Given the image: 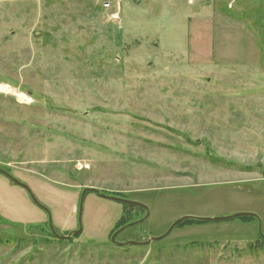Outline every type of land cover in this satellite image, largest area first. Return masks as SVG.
<instances>
[{
    "label": "rangeland",
    "instance_id": "rangeland-1",
    "mask_svg": "<svg viewBox=\"0 0 264 264\" xmlns=\"http://www.w3.org/2000/svg\"><path fill=\"white\" fill-rule=\"evenodd\" d=\"M132 3L0 0V169L49 214L0 174V264H264V64L225 75L212 26ZM84 189L148 217L113 245L146 211L87 192L79 221Z\"/></svg>",
    "mask_w": 264,
    "mask_h": 264
},
{
    "label": "crops",
    "instance_id": "crops-1",
    "mask_svg": "<svg viewBox=\"0 0 264 264\" xmlns=\"http://www.w3.org/2000/svg\"><path fill=\"white\" fill-rule=\"evenodd\" d=\"M122 8L123 3L119 4V9ZM129 9L132 12H135L134 9H176L177 14L184 17L187 40L191 22L197 23L200 29L204 24L212 26L213 39L222 47L218 50L220 57L214 62V68H223L220 72L225 75H232L235 73L232 71L240 68L252 72L250 68L264 64V0H133ZM150 11L153 14V10ZM191 43L189 37L188 48ZM193 51L186 60V65L196 68L203 62L195 56L194 49ZM213 73L208 72V76L212 77Z\"/></svg>",
    "mask_w": 264,
    "mask_h": 264
},
{
    "label": "water",
    "instance_id": "water-1",
    "mask_svg": "<svg viewBox=\"0 0 264 264\" xmlns=\"http://www.w3.org/2000/svg\"><path fill=\"white\" fill-rule=\"evenodd\" d=\"M0 174H2L3 176H5L10 182H12L13 184L15 185H18L20 187H22L23 189H25L28 194L30 195V198L32 199L33 203L35 205H37L38 207H40L41 209H43L41 206H39L37 204V202L35 201V199L33 198V196L31 195L30 191L27 189V187L23 184H21L20 182H18L17 180H15L11 175H9L7 172L3 171L0 169ZM87 192H92V193H95L96 195H98L99 197L101 198H104V199H107V200H111V201H114V202H118V203H121V204H125V205H129V206H134V207H139L141 209H144L146 211V215L143 219L139 220V221H136V222H133L129 225H126L120 229H118L115 233H113V235L111 236V243L113 245H116V246H122V244H119V243H116L115 242V238L122 232L124 231L126 228L132 226V225H136L142 221H144L145 219H147L148 217V211L146 209V207H144L143 205L141 204H138V203H135V202H131V201H127V200H124V199H121V198H117V197H112V196H107V195H104V194H100L97 190H94V189H84L81 193V196H80V200H79V221H80V215H81V211H82V205H83V200H84V196ZM45 211V209H43ZM47 216L49 217V214L47 211H45ZM239 217H253V218H256L254 215L252 214H248V213H239V214H235L233 216H229V217H219V218H212V219H196V218H188V217H184V218H181V219H178L176 221H174L168 231L165 233V235H163L164 237H166L170 231L175 227L177 226L178 224H180L181 222L183 221H186L187 219H192V220H198L200 222H221V221H226V220H231V219H234V218H239ZM48 227H49V230H50V233L55 237V238H59V239H69L70 237L72 236H77L78 234L81 233V225H78V229L74 232H72L71 234H69L68 236L66 237H59L55 234L52 226H51V221H50V218H48ZM162 237L160 238H153V239H150L149 241H146V242H143V243H133V242H127L125 243L126 246H133V245H142V246H147L153 242H156L158 241L159 239H161Z\"/></svg>",
    "mask_w": 264,
    "mask_h": 264
},
{
    "label": "trees",
    "instance_id": "trees-1",
    "mask_svg": "<svg viewBox=\"0 0 264 264\" xmlns=\"http://www.w3.org/2000/svg\"><path fill=\"white\" fill-rule=\"evenodd\" d=\"M116 195V196H115ZM115 195H112V196H114V197H117V198H121V199H124V196L122 195V194H115ZM124 205V207H123V215H122V217L121 218H125L126 220L128 219V214L127 213H130L131 212V210H137V211H140V208L139 207H134V206H129V205H125V204H123ZM128 210V211H127ZM137 213V212H136ZM241 218H243V219H248L249 221L250 220H256L255 218H253V217H241ZM138 221V220H137ZM134 222H136V221H134ZM192 222H200V221H198V220H192V219H187L186 221H183V222H181L180 224H183V223H192ZM131 223H133V222H131ZM131 223H129V224H131ZM180 224H178V225H180ZM176 227V226H175ZM174 227V228H175Z\"/></svg>",
    "mask_w": 264,
    "mask_h": 264
},
{
    "label": "built area",
    "instance_id": "built-area-1",
    "mask_svg": "<svg viewBox=\"0 0 264 264\" xmlns=\"http://www.w3.org/2000/svg\"><path fill=\"white\" fill-rule=\"evenodd\" d=\"M105 8H110L109 4L106 3L105 5H103ZM117 9H119V6L117 5ZM111 19H114V20H118L119 19V10H117L115 13L111 14L110 15ZM5 92H8V89L5 87Z\"/></svg>",
    "mask_w": 264,
    "mask_h": 264
},
{
    "label": "bare ground",
    "instance_id": "bare-ground-1",
    "mask_svg": "<svg viewBox=\"0 0 264 264\" xmlns=\"http://www.w3.org/2000/svg\"><path fill=\"white\" fill-rule=\"evenodd\" d=\"M24 100H27V99H24Z\"/></svg>",
    "mask_w": 264,
    "mask_h": 264
}]
</instances>
